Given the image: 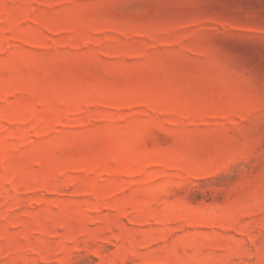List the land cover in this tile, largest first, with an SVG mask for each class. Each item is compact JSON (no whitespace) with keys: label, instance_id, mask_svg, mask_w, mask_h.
<instances>
[{"label":"rangeland","instance_id":"374dc122","mask_svg":"<svg viewBox=\"0 0 264 264\" xmlns=\"http://www.w3.org/2000/svg\"><path fill=\"white\" fill-rule=\"evenodd\" d=\"M0 264H264V0H0Z\"/></svg>","mask_w":264,"mask_h":264}]
</instances>
